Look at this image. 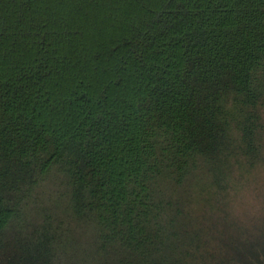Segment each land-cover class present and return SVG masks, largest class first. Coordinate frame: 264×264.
<instances>
[{
    "label": "trees",
    "instance_id": "1",
    "mask_svg": "<svg viewBox=\"0 0 264 264\" xmlns=\"http://www.w3.org/2000/svg\"><path fill=\"white\" fill-rule=\"evenodd\" d=\"M0 264H264V0H0Z\"/></svg>",
    "mask_w": 264,
    "mask_h": 264
},
{
    "label": "rangeland",
    "instance_id": "2",
    "mask_svg": "<svg viewBox=\"0 0 264 264\" xmlns=\"http://www.w3.org/2000/svg\"><path fill=\"white\" fill-rule=\"evenodd\" d=\"M61 189H64L63 173L54 171L53 174L47 177L37 189L38 192H50V194L54 197H52L50 200L48 199L46 202H44V204L38 203L39 205H36L37 207L32 209L31 213L24 214L25 216H23V220H21V224L19 226L22 234H25V232H28L31 228H34L39 223V220L43 217V212H45L46 205H50L52 207L57 204L58 199L56 194Z\"/></svg>",
    "mask_w": 264,
    "mask_h": 264
}]
</instances>
